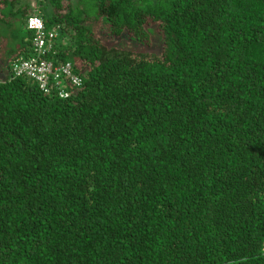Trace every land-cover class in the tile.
<instances>
[{"label": "trees", "instance_id": "1", "mask_svg": "<svg viewBox=\"0 0 264 264\" xmlns=\"http://www.w3.org/2000/svg\"><path fill=\"white\" fill-rule=\"evenodd\" d=\"M39 7L0 0V264H264V0ZM31 15L67 99L12 74Z\"/></svg>", "mask_w": 264, "mask_h": 264}, {"label": "built area", "instance_id": "2", "mask_svg": "<svg viewBox=\"0 0 264 264\" xmlns=\"http://www.w3.org/2000/svg\"><path fill=\"white\" fill-rule=\"evenodd\" d=\"M27 28L34 33L32 47L33 56L30 58L18 57L12 61L14 77H24L38 85L46 95H58L67 99L73 92H77L84 83V78L78 66L71 60L66 62L48 58L49 54L56 55V38L59 35V26L47 27L44 20L31 15L27 21Z\"/></svg>", "mask_w": 264, "mask_h": 264}, {"label": "rangeland", "instance_id": "3", "mask_svg": "<svg viewBox=\"0 0 264 264\" xmlns=\"http://www.w3.org/2000/svg\"><path fill=\"white\" fill-rule=\"evenodd\" d=\"M77 0H73V2L75 3ZM27 2L28 3H30V6H31V8L33 9V11H40V7H39V0H27ZM153 27H154V25H153ZM96 29V31H97V34L99 35L100 34V32H99V30H98V28L96 27L95 28ZM0 30H2V29H0ZM155 30H156V28H155ZM157 32H158V29H157ZM152 44H149L150 45V48L151 49H157V45L155 44V42H151Z\"/></svg>", "mask_w": 264, "mask_h": 264}]
</instances>
